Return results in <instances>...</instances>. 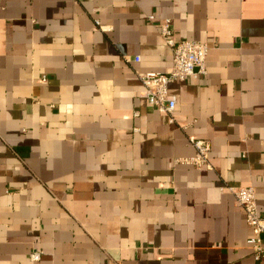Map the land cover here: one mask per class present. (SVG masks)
Returning a JSON list of instances; mask_svg holds the SVG:
<instances>
[{
    "label": "crops",
    "instance_id": "crops-1",
    "mask_svg": "<svg viewBox=\"0 0 264 264\" xmlns=\"http://www.w3.org/2000/svg\"><path fill=\"white\" fill-rule=\"evenodd\" d=\"M167 20L209 46L172 115ZM240 185L264 216V0H0V264H264Z\"/></svg>",
    "mask_w": 264,
    "mask_h": 264
},
{
    "label": "built area",
    "instance_id": "built-area-1",
    "mask_svg": "<svg viewBox=\"0 0 264 264\" xmlns=\"http://www.w3.org/2000/svg\"><path fill=\"white\" fill-rule=\"evenodd\" d=\"M153 17L151 15L150 19ZM160 32L172 48L173 66L169 72L148 71L141 73L140 79L143 83V89L140 95L145 97L157 110L172 115L176 109L177 98L170 92V84L176 80H185L187 77L197 78L205 74L209 46L197 39L176 41L169 20L161 25ZM140 59L141 57L137 55L135 61ZM171 121H174L173 117H171ZM190 140L197 149L196 154L191 158H185L184 161L198 167L208 163L210 142L193 137ZM228 188L235 195L237 203L246 211L247 223L252 230L248 242L253 248L255 259L260 261L264 259V216L260 214L258 209L255 188L251 185L228 186ZM42 256L43 252L38 248H33L29 254V258L33 262L40 261Z\"/></svg>",
    "mask_w": 264,
    "mask_h": 264
}]
</instances>
